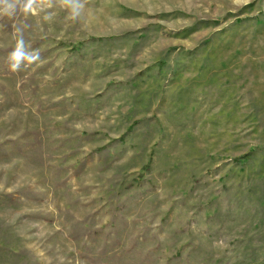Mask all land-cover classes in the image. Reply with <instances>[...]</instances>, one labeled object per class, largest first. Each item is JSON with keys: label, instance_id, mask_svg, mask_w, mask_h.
Here are the masks:
<instances>
[{"label": "rangeland", "instance_id": "obj_1", "mask_svg": "<svg viewBox=\"0 0 264 264\" xmlns=\"http://www.w3.org/2000/svg\"><path fill=\"white\" fill-rule=\"evenodd\" d=\"M89 6L0 20V264H264V0Z\"/></svg>", "mask_w": 264, "mask_h": 264}, {"label": "clouds", "instance_id": "obj_2", "mask_svg": "<svg viewBox=\"0 0 264 264\" xmlns=\"http://www.w3.org/2000/svg\"><path fill=\"white\" fill-rule=\"evenodd\" d=\"M54 9H60L66 13L65 21L71 23H80L87 27L90 18L94 14V9L89 6V0H0V20L5 18L16 20L23 15L25 17L45 13L44 19L51 21L55 15ZM110 22L115 18H109ZM30 27L24 24L22 27L14 25L15 45L7 54L5 61L7 71L10 74L17 75L27 71L30 67L43 62L39 50L33 49L25 40L24 31Z\"/></svg>", "mask_w": 264, "mask_h": 264}]
</instances>
